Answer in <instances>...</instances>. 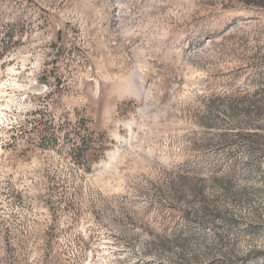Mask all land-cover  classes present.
Here are the masks:
<instances>
[{
    "label": "rangeland",
    "instance_id": "obj_1",
    "mask_svg": "<svg viewBox=\"0 0 264 264\" xmlns=\"http://www.w3.org/2000/svg\"><path fill=\"white\" fill-rule=\"evenodd\" d=\"M263 150L264 0H0V264H264Z\"/></svg>",
    "mask_w": 264,
    "mask_h": 264
},
{
    "label": "trees",
    "instance_id": "obj_2",
    "mask_svg": "<svg viewBox=\"0 0 264 264\" xmlns=\"http://www.w3.org/2000/svg\"><path fill=\"white\" fill-rule=\"evenodd\" d=\"M40 134H42V132H40ZM69 135V134H68ZM94 135V139L92 140V138H88V136H82L79 139V142H76L73 144V146L78 145L74 148V150H72L70 152V157L76 162V163H80L81 159L90 155V151H92L91 148H89V143L88 141H92L95 143V147L93 148V155L96 157V159H98L104 152L105 150L108 148L107 143H108V138L106 137V135L103 132H93ZM92 136V135H91ZM253 145H255L254 147H256L258 144L256 142H253ZM260 149V148H259ZM261 150V149H260ZM264 151V150H263ZM193 193H195L193 191Z\"/></svg>",
    "mask_w": 264,
    "mask_h": 264
}]
</instances>
